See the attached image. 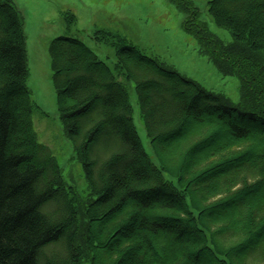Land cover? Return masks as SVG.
<instances>
[{
  "label": "trees",
  "instance_id": "trees-1",
  "mask_svg": "<svg viewBox=\"0 0 264 264\" xmlns=\"http://www.w3.org/2000/svg\"><path fill=\"white\" fill-rule=\"evenodd\" d=\"M170 1L200 54L238 79L239 102L124 38L112 41L116 74L81 40L53 39L57 106L80 189L37 138L23 15L0 0V264H264V0L209 1L229 43L191 1ZM122 75L135 84L154 160Z\"/></svg>",
  "mask_w": 264,
  "mask_h": 264
},
{
  "label": "rangeland",
  "instance_id": "rangeland-1",
  "mask_svg": "<svg viewBox=\"0 0 264 264\" xmlns=\"http://www.w3.org/2000/svg\"><path fill=\"white\" fill-rule=\"evenodd\" d=\"M199 9V19L223 43L233 40L230 30L218 26L207 11L210 0H189ZM23 15L27 79L38 140L50 148L68 183L85 188L81 164L64 133L57 106V92L49 54L51 41L59 36L81 40L116 74L117 37L135 45L147 57L156 59L209 92L221 94L236 105L239 81L221 74L207 56L200 54L195 38L184 30L185 12L170 0H11ZM71 15H74L73 21ZM110 33V38L103 33ZM127 88L133 122L143 148L153 150L141 118L133 81L118 76ZM87 264V263H84Z\"/></svg>",
  "mask_w": 264,
  "mask_h": 264
}]
</instances>
